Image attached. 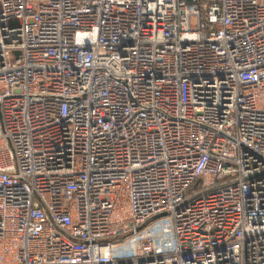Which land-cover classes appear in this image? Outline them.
<instances>
[{
  "label": "built area",
  "instance_id": "obj_1",
  "mask_svg": "<svg viewBox=\"0 0 264 264\" xmlns=\"http://www.w3.org/2000/svg\"><path fill=\"white\" fill-rule=\"evenodd\" d=\"M0 264H264V0H0Z\"/></svg>",
  "mask_w": 264,
  "mask_h": 264
}]
</instances>
